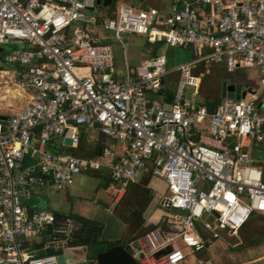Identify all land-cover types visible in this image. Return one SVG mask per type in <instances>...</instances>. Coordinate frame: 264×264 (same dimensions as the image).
<instances>
[{
	"label": "built area",
	"instance_id": "2783aa9c",
	"mask_svg": "<svg viewBox=\"0 0 264 264\" xmlns=\"http://www.w3.org/2000/svg\"><path fill=\"white\" fill-rule=\"evenodd\" d=\"M126 34L192 46L195 57L169 68L166 55L156 54L133 69L124 48L125 70H118L110 41L123 43ZM0 45L17 46L5 60L21 68L15 85L30 96L20 112L0 119V264H59L81 223L29 211L23 197L47 184L65 190L80 173L107 172L122 187L138 171L164 180L161 203L177 228L149 231L140 249L129 243L141 264H180L183 247L188 254L206 249L213 238L197 222L207 213L233 231L253 213L264 216V166L249 150L264 143V93L224 98L209 115L192 74L204 63H224L229 72L254 66L264 88V0H175L164 15L120 4L114 17L98 0H0ZM174 72V98L165 103L155 96ZM82 126L123 143L125 156L63 151L65 138L79 145ZM45 231L40 253L29 252L25 239Z\"/></svg>",
	"mask_w": 264,
	"mask_h": 264
},
{
	"label": "crops",
	"instance_id": "0c3cea01",
	"mask_svg": "<svg viewBox=\"0 0 264 264\" xmlns=\"http://www.w3.org/2000/svg\"><path fill=\"white\" fill-rule=\"evenodd\" d=\"M151 1L154 3L153 6L164 15L175 0ZM149 6L148 4H140L134 8ZM7 52L4 48L0 51L1 66L6 62ZM156 54L166 55L169 68H174L195 57L192 46L169 47L167 51L156 50ZM156 54L149 53L147 57ZM194 69H197L200 74H203L204 70L207 74L212 70L213 77L216 79L215 83L218 88H215L217 90L215 91V98H211V93H209L204 101H200L201 90L198 95L200 103L205 104L209 115L214 113L217 105L224 99L221 94L225 75H229L230 82L241 83L243 88L251 89L252 92L247 93L246 98L255 99L263 94L260 93L263 87L259 82L260 72L257 67L243 66L229 72L224 63H204ZM20 70L21 68L17 65L12 68L0 67V116L8 118L20 112L30 98L28 92L17 88L15 85V79ZM174 74L178 73L174 72L165 78V91L155 96L165 103H167L166 90L171 85L175 86L178 80V76H173ZM172 93L174 94V92ZM208 120L205 118L203 123H208ZM253 145L249 147L252 155ZM104 149H111L116 160H120L126 154L123 143L105 136L96 128L85 126V128H81L79 145L66 146L63 151L80 158H91L97 156ZM256 161L264 166V162ZM165 188L167 193V186L163 179L143 171H138L126 187L113 183L107 172L80 173L67 189L59 191L48 184L39 186L34 194L24 196L23 202L29 211L46 209L56 216H60V218L92 220L95 226L99 228L98 233L92 237L95 240L94 244L78 245L71 243L75 241L74 237L69 243L73 247L88 246L90 257L94 256V252L107 250L101 247L102 243L116 240L123 241L122 245H125L132 254L135 251L129 249L128 244L133 243L136 248L140 249L138 240L141 235L144 236L159 226L163 231L164 229L171 231L177 228L176 224L169 218L172 210L163 207L161 203L166 194L162 193V189ZM204 219L208 223L203 226L198 225V229L203 235L211 236L213 238L212 243L200 252L188 254L189 250L184 248L181 242H178V245L182 246L184 252L187 253V257L180 264H264V216L257 213L251 214L237 231L220 225L217 215L214 213H207ZM109 226L110 229H116L119 232L107 235ZM49 237L50 232L45 231L40 236L26 238L25 248L31 253H40ZM160 253L162 254L159 252L156 256H160ZM140 256L138 254L139 258ZM134 258L138 261L137 257Z\"/></svg>",
	"mask_w": 264,
	"mask_h": 264
},
{
	"label": "rangeland",
	"instance_id": "374dc122",
	"mask_svg": "<svg viewBox=\"0 0 264 264\" xmlns=\"http://www.w3.org/2000/svg\"><path fill=\"white\" fill-rule=\"evenodd\" d=\"M127 4V5H131L132 7H138L140 6V4H148L150 6H153V1L151 0H118V5L120 4ZM136 5V6H135ZM154 7V6H153ZM112 47H113V51H114V55H115V61H116V67L122 70H125L124 67V48H125V52H126V57L127 60L129 62V65L131 68L136 69L139 65H140V61L144 58L147 57L149 53H152V51L157 48V50L159 51H167L169 50V46L165 45V44H149L147 43V41L140 36H136V35H123V43H124V47H123V43L120 41H115V40H111L110 41ZM3 48L6 51H12L17 49L16 46L14 45H5L3 46ZM15 64H11V63H6L4 62L3 65L0 67H14ZM209 69H211V66H209ZM202 71V70H201ZM212 70L210 73H206V71H203V74L198 73L197 69H192V74L193 75H198L200 78V81L202 82L201 85V93H200V101H204L206 96H209L211 98H215V88H218V86L216 85V79L213 77L212 74ZM178 74H174L173 76H175ZM168 84V82H167ZM170 85V84H168ZM175 88L176 85L173 86L171 85V87H168V89L166 90V94L168 92H175ZM172 90V91H171ZM193 92V88L190 86H186L185 88V96L189 97L191 95V93ZM261 94L264 93V88H262V92H260ZM262 111L264 112V106L262 107ZM81 128H85V126H82ZM253 157L255 158V160H258L259 162H264V143L262 144H254L253 145ZM162 193L165 194L166 193V188L162 189ZM205 217V216H204ZM198 225H205V223H208L206 219L202 218L200 220H198ZM161 226H159L158 228H160ZM157 228V229H158ZM165 231V229H164ZM119 231H117L116 229H110V226L107 230V235H111V234H117ZM142 237V235H141ZM38 239V238H35ZM108 244L107 243H102L101 247L105 248Z\"/></svg>",
	"mask_w": 264,
	"mask_h": 264
},
{
	"label": "water",
	"instance_id": "95a60500",
	"mask_svg": "<svg viewBox=\"0 0 264 264\" xmlns=\"http://www.w3.org/2000/svg\"><path fill=\"white\" fill-rule=\"evenodd\" d=\"M113 0H98L103 6H109ZM3 46L0 45V51ZM229 75L224 76L222 82L223 98H236L244 99L247 93H251V89L243 88L241 83L230 82ZM0 119L6 120V116H0ZM64 144L67 146L72 145L70 138H65ZM98 203L104 205L102 202ZM107 207V205H104ZM169 249L163 250L166 253ZM161 254V253H160ZM94 256L90 257L88 246H71L66 242L62 245V254L59 256V264H141L129 252L125 245H117L108 248L107 250L96 252Z\"/></svg>",
	"mask_w": 264,
	"mask_h": 264
},
{
	"label": "trees",
	"instance_id": "16d2710c",
	"mask_svg": "<svg viewBox=\"0 0 264 264\" xmlns=\"http://www.w3.org/2000/svg\"><path fill=\"white\" fill-rule=\"evenodd\" d=\"M117 5H118V0H113V2L109 6H106V9L108 11V16H110V17L115 16ZM156 50H157V48H155L152 51V54H156ZM173 98H174V94L172 92H168L167 96H166V102L171 103L173 101ZM57 218L62 219L58 215H57ZM75 220H77L78 222L81 223V228L77 231V235L74 236L75 241H73L71 243L78 244V245L94 244L95 240L92 237L94 235H96V233H98L99 228L95 226V224L92 220H88V219H84V218H79V219L75 218ZM123 243L124 242L121 240L107 242L108 245L104 249H108L112 246L121 245ZM94 253H96V252H94Z\"/></svg>",
	"mask_w": 264,
	"mask_h": 264
}]
</instances>
